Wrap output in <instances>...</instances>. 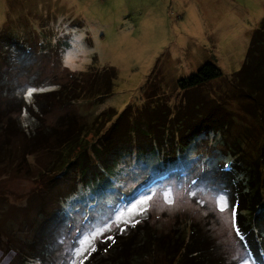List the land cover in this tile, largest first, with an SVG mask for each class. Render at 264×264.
I'll list each match as a JSON object with an SVG mask.
<instances>
[{
    "label": "rangeland",
    "instance_id": "rangeland-1",
    "mask_svg": "<svg viewBox=\"0 0 264 264\" xmlns=\"http://www.w3.org/2000/svg\"><path fill=\"white\" fill-rule=\"evenodd\" d=\"M263 16L264 0H0V97L31 100L71 73L112 66L116 77L108 95L72 104L84 120L109 106L120 112L129 103L141 104L154 80L161 97L174 105L183 95L178 78L205 61L214 62L225 77L239 69ZM224 84L220 77L202 89L215 94ZM29 89H35L30 97ZM64 110L56 106L44 120L53 122ZM29 114L17 115L22 124L31 122ZM87 138L92 141L94 135ZM199 144L192 142L169 163L154 153H133L82 188L75 172L42 173L51 158L44 151L31 155L29 164H0V264L19 263L17 253L27 254L33 235L29 220L69 193L63 205L73 227L52 261L43 264H84L93 252L85 243L87 259L75 255L84 237L105 229L94 241L98 249L110 241L106 237L126 234L140 220L163 232L192 220L228 260L262 264L248 239L237 234L225 196L196 185L202 182L200 152L213 156L208 140Z\"/></svg>",
    "mask_w": 264,
    "mask_h": 264
},
{
    "label": "trees",
    "instance_id": "trees-1",
    "mask_svg": "<svg viewBox=\"0 0 264 264\" xmlns=\"http://www.w3.org/2000/svg\"><path fill=\"white\" fill-rule=\"evenodd\" d=\"M115 77L112 66L90 67L71 73L55 88L37 91L31 100L24 95L23 99L1 96L0 164L14 166L16 160L18 166L29 164L31 155L44 151L51 158L42 173L75 172L82 188L133 153H154L162 163H169L192 142L200 146L208 140L213 156L200 152L202 182L196 185L225 196L235 210L239 235L248 239L264 264V16L253 30L239 69L225 77L214 62L205 61L178 78L183 95L174 105L161 97L160 83L154 80L141 104L129 103L120 112L109 106L87 121L72 110V104L83 97L100 100L108 95ZM220 77L225 78V87L217 93L202 89ZM56 106L65 110L46 122L44 115ZM25 110L31 118L26 125L17 116ZM89 133L94 135L92 141ZM69 195H60L55 207L40 209L29 220L33 235L26 243L27 254L17 253L18 264L52 261L73 227L63 205ZM137 223L126 234L119 232L107 243L102 241L84 264H235L192 220L164 232L143 220Z\"/></svg>",
    "mask_w": 264,
    "mask_h": 264
},
{
    "label": "snow or ice",
    "instance_id": "snow-or-ice-1",
    "mask_svg": "<svg viewBox=\"0 0 264 264\" xmlns=\"http://www.w3.org/2000/svg\"><path fill=\"white\" fill-rule=\"evenodd\" d=\"M34 91H35V89H29L27 91V93H26V96L30 97L33 94ZM165 198L168 199V202L169 203L172 202V200L170 199V194H165ZM147 199L150 200L151 197H148ZM220 201H224V197L223 196L220 197ZM145 202L146 201H140L141 204H143ZM132 207L134 208V207H136V205L134 204ZM225 207H227L226 202L223 203V205L221 207V211H223ZM235 215H236L235 210H233L232 211V223H233V226H235ZM118 219H119V217H118ZM122 230L123 229H121V231ZM104 231H105V229H97L95 232L90 233L89 236L84 237L83 240L80 241V247L77 248V250L75 252V255H77V256H83L84 259H87V256H84V252L88 250L85 247V243L91 245V251H95L94 241H95V239L98 238L99 235L103 234ZM237 234L239 235V231H237ZM106 239L111 240L112 237L111 236H108V237H106ZM88 254L90 255L91 252H89ZM80 264H83V260L80 261Z\"/></svg>",
    "mask_w": 264,
    "mask_h": 264
}]
</instances>
